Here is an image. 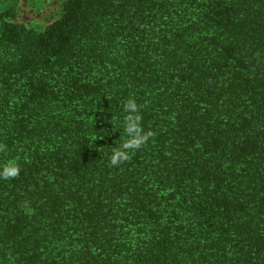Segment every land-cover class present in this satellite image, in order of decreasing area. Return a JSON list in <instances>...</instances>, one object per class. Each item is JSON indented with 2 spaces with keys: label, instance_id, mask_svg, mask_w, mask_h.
<instances>
[{
  "label": "trees",
  "instance_id": "1",
  "mask_svg": "<svg viewBox=\"0 0 264 264\" xmlns=\"http://www.w3.org/2000/svg\"><path fill=\"white\" fill-rule=\"evenodd\" d=\"M0 0V264H264V0ZM134 98L154 135L110 164Z\"/></svg>",
  "mask_w": 264,
  "mask_h": 264
},
{
  "label": "clouds",
  "instance_id": "2",
  "mask_svg": "<svg viewBox=\"0 0 264 264\" xmlns=\"http://www.w3.org/2000/svg\"><path fill=\"white\" fill-rule=\"evenodd\" d=\"M125 112L123 123V134L127 139L112 150L110 156V164L119 166L131 159L130 153L134 150H139L144 146L154 133L149 130L145 131L142 127V117L139 114V106L134 98H128L123 103ZM6 145L0 144V151H4ZM19 167L16 164H6L0 169V178L12 179L19 175Z\"/></svg>",
  "mask_w": 264,
  "mask_h": 264
},
{
  "label": "rangeland",
  "instance_id": "3",
  "mask_svg": "<svg viewBox=\"0 0 264 264\" xmlns=\"http://www.w3.org/2000/svg\"><path fill=\"white\" fill-rule=\"evenodd\" d=\"M64 0H18L15 20L42 28L55 19Z\"/></svg>",
  "mask_w": 264,
  "mask_h": 264
}]
</instances>
